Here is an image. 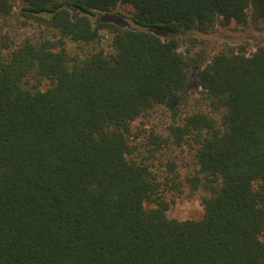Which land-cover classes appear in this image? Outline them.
<instances>
[{"label": "trees", "instance_id": "trees-1", "mask_svg": "<svg viewBox=\"0 0 264 264\" xmlns=\"http://www.w3.org/2000/svg\"><path fill=\"white\" fill-rule=\"evenodd\" d=\"M250 20L264 0H0V264H264V44L217 51L184 111L198 62L175 36ZM183 145L186 172L161 156ZM201 189L202 218L169 215Z\"/></svg>", "mask_w": 264, "mask_h": 264}, {"label": "rangeland", "instance_id": "rangeland-1", "mask_svg": "<svg viewBox=\"0 0 264 264\" xmlns=\"http://www.w3.org/2000/svg\"><path fill=\"white\" fill-rule=\"evenodd\" d=\"M118 12L122 13L119 14ZM115 14H109L111 21L123 27L140 28L136 22L132 21L134 9L128 5H121ZM105 14L95 16V20L104 19ZM5 29L12 33L34 32L32 29H26L23 25L22 19L17 15L10 18L5 23ZM7 25L9 27H7ZM161 37H170L169 33L163 30L153 29ZM179 40V50L185 57H194L198 62L197 68L191 70L190 83L188 88L184 91L186 105L183 107L184 111H188L191 107L202 106V92L201 88L197 87V71L199 67L204 66L211 57L226 45H238L241 43H248L249 47L253 50L258 44H264V22L249 21L245 24L230 22L227 26L217 25L216 27L208 30L195 28L187 32H179L175 35ZM111 35L107 31L102 32V45L109 44ZM183 111V112H184ZM171 121V114L158 109L148 116L140 118L135 123V128L140 130L146 128L151 130L163 129L165 123ZM160 128V129H159ZM164 154L161 155L163 159H174L178 161L179 166L183 172H186L193 162V150L188 145L182 147H169L166 148ZM207 195L204 189L199 190L193 194L189 192L175 193L169 192L167 198L170 201L169 215L179 219L195 218L200 219L203 217L205 209L202 203L203 196ZM154 204L146 202V207H152Z\"/></svg>", "mask_w": 264, "mask_h": 264}]
</instances>
